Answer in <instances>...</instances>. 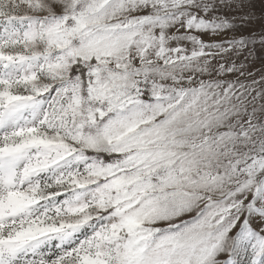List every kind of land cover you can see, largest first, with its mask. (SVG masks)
Instances as JSON below:
<instances>
[{
	"label": "snow or ice",
	"instance_id": "snow-or-ice-1",
	"mask_svg": "<svg viewBox=\"0 0 264 264\" xmlns=\"http://www.w3.org/2000/svg\"><path fill=\"white\" fill-rule=\"evenodd\" d=\"M255 9L0 0V264H264Z\"/></svg>",
	"mask_w": 264,
	"mask_h": 264
},
{
	"label": "rangeland",
	"instance_id": "rangeland-1",
	"mask_svg": "<svg viewBox=\"0 0 264 264\" xmlns=\"http://www.w3.org/2000/svg\"><path fill=\"white\" fill-rule=\"evenodd\" d=\"M255 14H256V19L250 24V27L259 30L262 25L261 17L264 16V5L260 3V0H256ZM260 67H261V62L257 61L256 68L259 69Z\"/></svg>",
	"mask_w": 264,
	"mask_h": 264
}]
</instances>
